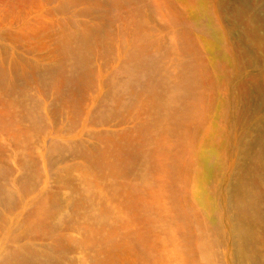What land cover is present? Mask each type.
I'll return each instance as SVG.
<instances>
[{"label":"rangeland","instance_id":"1","mask_svg":"<svg viewBox=\"0 0 264 264\" xmlns=\"http://www.w3.org/2000/svg\"><path fill=\"white\" fill-rule=\"evenodd\" d=\"M258 135L264 0H0V264H264Z\"/></svg>","mask_w":264,"mask_h":264},{"label":"bare ground","instance_id":"2","mask_svg":"<svg viewBox=\"0 0 264 264\" xmlns=\"http://www.w3.org/2000/svg\"><path fill=\"white\" fill-rule=\"evenodd\" d=\"M21 61V60H20ZM23 62V61H22ZM16 61H14V65ZM17 64H20L19 61H17ZM22 64V63H21ZM17 66V65H16ZM15 67V66H14ZM8 71V69H6ZM5 70V71H6ZM6 71V72H7ZM4 72V70H3ZM8 73V72H7ZM256 140H261V150H259V153L260 154H264V140L262 138L261 135H258L257 136V139ZM254 162V161H253ZM250 171H252L250 169ZM248 172V174L246 173L244 177H242L241 179H236L235 182L233 183L232 185V189H231V193L233 192L234 190V187L236 185V189H237V186L240 184L241 185V191L238 193V196L240 197V199H244L246 198L247 196H249V194H252V188H250L251 185H249L247 187V184H250L253 180V174L252 172ZM245 202H247V200H244ZM236 221H237V224H240V226L237 228V231L240 232V235L239 236H236L234 238V240L231 242L232 244L235 245V249H236V253H238V259L239 261L241 262L242 260H244L246 263H247V248L249 247L250 249L251 248H257L258 244L261 242V234L258 235L256 229L259 228V226L261 225V222L263 221L264 219V211L260 210V208H256V206H252L251 204L249 203H246L245 205H243V208H241L237 213H235V218H234ZM45 226V225H44ZM243 226V227H242ZM49 230V229H48ZM47 231V229H46ZM42 232V231H41ZM48 232V231H47ZM48 236L50 235V231H49V234H47ZM47 238V237H45ZM49 238V237H48ZM56 242V241H55ZM54 242V243H55ZM50 244V243H49ZM60 244V243H59ZM58 244V246H59ZM61 245V244H60ZM114 245V244H113ZM121 246V245H120ZM231 246V245H230ZM109 247V246H108ZM112 247V246H111ZM57 246L55 247V251L58 250ZM117 248V247H116ZM234 248V246H233ZM106 249H108L106 247ZM105 249V250H106ZM114 249V248H113ZM118 249V248H117ZM104 250V253H106V258H107V250L105 251ZM110 250V249H109ZM115 250V249H114ZM103 251V250H102ZM101 252L102 255H104L103 253ZM100 252H98V254L100 255ZM109 252V255H111L110 252H112V250L108 251ZM121 253V252H120ZM56 254V252H55ZM97 254V255H98ZM98 255V256H99ZM114 255V254H113ZM54 256V255H53ZM58 256V255H57ZM42 257V256H41ZM121 257V256H119ZM118 256L116 257L119 258ZM248 257L252 258V259H255V256L254 255H250V253L248 254ZM30 258V257H29ZM109 259H103V264H112L111 262L112 261H115L113 259H111V257L108 256ZM237 258V257H236ZM99 261L101 258H98ZM97 257H96V260L98 261ZM121 259V258H120ZM119 259V260H120ZM41 260V259H39ZM55 260L56 257H55ZM236 260V259H235ZM43 261V260H42ZM94 261H95V258H94ZM96 261V262H97ZM98 261V262H99ZM54 263V262H53ZM27 264V263H26ZM39 264V263H37ZM52 264V263H51ZM98 264V263H97ZM100 264V262H99ZM114 264V263H113ZM239 264V263H238Z\"/></svg>","mask_w":264,"mask_h":264}]
</instances>
